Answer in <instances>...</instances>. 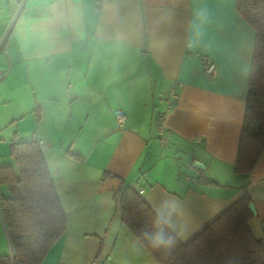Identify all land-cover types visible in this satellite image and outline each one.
I'll return each instance as SVG.
<instances>
[{"label": "crops", "instance_id": "obj_1", "mask_svg": "<svg viewBox=\"0 0 264 264\" xmlns=\"http://www.w3.org/2000/svg\"><path fill=\"white\" fill-rule=\"evenodd\" d=\"M96 1L83 0L81 29L41 39V0H0V167L14 166L12 142L42 140L66 218L42 264H158L121 222L122 185L182 244L246 195L264 243V151L248 175L234 172L255 44L236 0ZM3 255L12 249L0 211Z\"/></svg>", "mask_w": 264, "mask_h": 264}, {"label": "trees", "instance_id": "obj_2", "mask_svg": "<svg viewBox=\"0 0 264 264\" xmlns=\"http://www.w3.org/2000/svg\"><path fill=\"white\" fill-rule=\"evenodd\" d=\"M235 6L255 32L234 168L248 175L264 151V0H236ZM9 152L14 166L0 167V186L6 189L0 211L12 256H0V264H42L63 237L66 218L38 143L12 142ZM120 194L121 222L158 264H264V243L248 225L254 215L246 195L182 244L133 189L122 185ZM160 232L171 242L158 245L152 237Z\"/></svg>", "mask_w": 264, "mask_h": 264}, {"label": "clouds", "instance_id": "obj_3", "mask_svg": "<svg viewBox=\"0 0 264 264\" xmlns=\"http://www.w3.org/2000/svg\"><path fill=\"white\" fill-rule=\"evenodd\" d=\"M45 9V27L41 30V39H49L58 29L70 27L74 31L81 29L84 21L83 0H41ZM158 245L170 243L171 238L163 232L152 237Z\"/></svg>", "mask_w": 264, "mask_h": 264}, {"label": "built area", "instance_id": "obj_4", "mask_svg": "<svg viewBox=\"0 0 264 264\" xmlns=\"http://www.w3.org/2000/svg\"><path fill=\"white\" fill-rule=\"evenodd\" d=\"M99 3L100 1L97 0L96 4L98 5ZM8 33H9V29L6 31L4 36L0 39V82L4 80V78L7 75L8 69H9L8 54H7L6 47H5ZM200 62H201L202 71L204 75L208 77L213 76L215 69H216V64L213 61V59L209 55L204 54L201 56ZM170 94L173 95L172 92H170ZM114 115H115V119H116L118 127L122 128L124 125L125 119H126L124 113L119 110H116L114 112ZM155 132L158 137L159 143L163 146L167 141V131L164 125L162 124V122L156 123ZM33 140L38 143L40 148H44L45 144L42 140H35L34 137H33Z\"/></svg>", "mask_w": 264, "mask_h": 264}, {"label": "water", "instance_id": "obj_5", "mask_svg": "<svg viewBox=\"0 0 264 264\" xmlns=\"http://www.w3.org/2000/svg\"><path fill=\"white\" fill-rule=\"evenodd\" d=\"M194 167H195V168H198V167H199V164H198V163H195V164H194ZM248 209H249V211H250L252 214H255V211H254V205H253L252 203L249 204Z\"/></svg>", "mask_w": 264, "mask_h": 264}]
</instances>
